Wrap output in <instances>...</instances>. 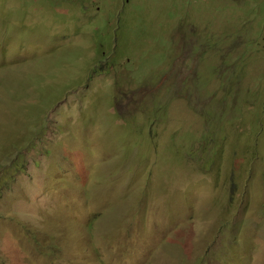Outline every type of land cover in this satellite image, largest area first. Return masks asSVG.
<instances>
[{
  "label": "rangeland",
  "instance_id": "374dc122",
  "mask_svg": "<svg viewBox=\"0 0 264 264\" xmlns=\"http://www.w3.org/2000/svg\"><path fill=\"white\" fill-rule=\"evenodd\" d=\"M0 184V264H264V0H0Z\"/></svg>",
  "mask_w": 264,
  "mask_h": 264
},
{
  "label": "clouds",
  "instance_id": "9594fccd",
  "mask_svg": "<svg viewBox=\"0 0 264 264\" xmlns=\"http://www.w3.org/2000/svg\"><path fill=\"white\" fill-rule=\"evenodd\" d=\"M205 114L209 117V119H206V122H205L206 132L201 135L200 142H201V145L203 144L204 147L208 146L210 150H215L217 152L219 150V147H217L215 139L210 134L211 128H213V126H215V124L217 122V117H216V114L209 109L205 110ZM210 123H211V127H210ZM135 126H137L136 121L134 122V127ZM212 133H213V131H212ZM137 134L143 138L144 143L149 144V146H146L148 151L153 150L152 145H151L152 138L154 139L155 144L156 145L158 144V142L156 141L157 131L154 129V127H152V122H150L148 127H146L141 132H138ZM223 140L224 139H221V141H223ZM35 141L36 140L31 142L29 147L26 150H24V148L18 149L15 147V150H16L15 155L16 156H15V160L11 164V167H13V169H14V175L13 176H15L17 174V172L22 169L21 166H24V160L27 161V151L32 148ZM183 145H185V143H184V141H180V137L178 135H176L174 132H171L169 134L168 143L166 146L168 149H175L174 159L171 161H180V160L183 161L185 158L187 160L186 154H187V150L190 149V147L185 149V153H184L185 156L180 155L179 154V148ZM255 149H256V147H253L252 153H254ZM156 161H157V159H156ZM164 163H167V161L166 162L165 161L159 162L156 164V169H157L156 172H158V167H160ZM198 171L203 173V174H208L211 170L208 168H201ZM8 183H9L8 188L12 187L16 183V180L8 181ZM2 187H3V185L0 184V194H1ZM2 197L3 196L1 195L0 200L2 199Z\"/></svg>",
  "mask_w": 264,
  "mask_h": 264
},
{
  "label": "trees",
  "instance_id": "16d2710c",
  "mask_svg": "<svg viewBox=\"0 0 264 264\" xmlns=\"http://www.w3.org/2000/svg\"><path fill=\"white\" fill-rule=\"evenodd\" d=\"M227 107V106H226ZM238 112H241V109L240 108H238Z\"/></svg>",
  "mask_w": 264,
  "mask_h": 264
}]
</instances>
